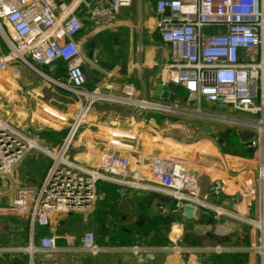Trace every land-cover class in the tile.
I'll return each instance as SVG.
<instances>
[{"label": "built area", "instance_id": "2783aa9c", "mask_svg": "<svg viewBox=\"0 0 264 264\" xmlns=\"http://www.w3.org/2000/svg\"><path fill=\"white\" fill-rule=\"evenodd\" d=\"M134 6L135 0H0V34L6 45V49L0 46V74H14L23 66L45 76L41 67H55L62 62L66 77L54 81L71 91L78 105L72 118L54 123L66 129L62 141L51 149L39 145L0 114V176L14 173L32 147L41 149L50 158L40 186L21 185L13 202L28 220V242L14 248L27 256L28 264H35L38 252L60 249L53 233L36 239L37 229L49 226L55 213L92 210L99 180L169 196L175 211L183 212L189 204L201 215L234 216L262 230L257 223L264 218V0H155L152 16L148 18L149 30L158 34L169 51L158 69L161 83H176L199 101L259 114L257 119L242 122L255 132L247 140L248 147L253 149L255 184H250L246 195L257 196L262 218L247 219L217 201H208L201 194L197 174L183 158L185 151L176 147L171 148V153H155L151 157L150 177L139 171L131 172L129 157L120 149L102 153L94 166L72 159L77 135L94 104L101 99L134 104L143 109V114L176 109V105L167 101L137 97L136 85L130 78L120 96L106 93L110 84L93 89L86 86L84 65L90 60L77 39L84 28L80 11L94 25H109L122 9ZM145 20L143 16L138 18L140 25L146 24ZM14 104L12 98L8 99L5 109L12 110ZM142 122L148 124L150 120L143 115ZM113 144L120 145L118 140ZM222 193L223 182L215 180L210 194ZM259 242L252 249L264 260V251L259 250L264 247L263 230ZM81 249L97 253L103 248L96 243L94 233L87 231ZM178 249L197 263L200 252H223L226 248Z\"/></svg>", "mask_w": 264, "mask_h": 264}, {"label": "crops", "instance_id": "0c3cea01", "mask_svg": "<svg viewBox=\"0 0 264 264\" xmlns=\"http://www.w3.org/2000/svg\"><path fill=\"white\" fill-rule=\"evenodd\" d=\"M154 3L155 0H142L141 14L146 19V24L144 25H140L138 21V0H135L133 8L122 9L117 19L109 25H94L85 18V13L80 11L84 28L77 36V39L90 60L84 65L88 88L93 89L97 86L103 87L106 84H110L111 88L107 89L106 93L120 96L122 95V87L128 78L135 83L137 97L139 98H143V80L151 88L157 77L159 66L169 55L168 49L163 45L158 34L151 32L148 28V18L152 16ZM140 27L143 34L141 59L138 56V29ZM153 41L160 43L161 56L158 55L157 46ZM19 71L17 74L12 72L9 74L7 72V74L9 78L16 77L20 80L17 81L18 87L16 89L20 101L11 91L10 85L4 87L0 84L2 88L4 87V93L0 92V97L2 98L0 114L18 128L20 122L17 120L13 121V115H19V113L17 114L19 111L27 114L22 121H27L28 128L32 130V133H28V135L34 138L39 145H43L42 142L46 141L43 136L44 132H60L59 142L51 145L55 147L62 141L66 126L61 128L54 123L60 124L63 118L66 120L72 118L77 111L78 105L75 99L70 104L68 102L69 96L66 99V103H69H67L66 111L51 113V109H53L51 107L40 111L44 109L42 104L47 103L43 100V96H39L41 93L44 94L46 89L43 83L46 77V79L51 80L60 87L54 79L61 81L65 79L64 64L62 63L60 67H51L50 74L45 72V76L23 66L20 67ZM178 92L179 88L177 90V100L175 102L167 101V103L176 105V109L179 110L185 97L179 95ZM10 98L15 101V104L14 108L8 111L5 110V103ZM20 104L22 105L20 106ZM35 110L39 111V113H35ZM138 110V107L134 104L113 101L108 98L97 101L77 135L71 150L72 159L86 166H94L102 153L110 152L112 149H120L129 157V169L131 172L139 171L141 175L150 177L152 176L151 157L155 153H168L170 150L172 151V147H176L185 151L183 152V158L188 160L189 165L197 174L202 195L206 197L210 195L214 181L221 180L223 182L222 194H224L225 198L223 201H217L218 203L244 218H262L259 213L260 206L257 196L246 195L250 184H255L253 154L240 156L219 150L216 153H202L197 157V160L193 161L192 157L188 156L185 148L180 145H168L164 141V139L169 138L175 139V142L187 143L185 139L179 140L172 135L163 133L158 124H156V119L149 112L141 113L140 119L137 120L136 113ZM51 115L55 119L50 118L49 116ZM143 115L149 118L150 122L148 124L142 122ZM247 120L252 119H240V121ZM246 130L253 131V129L248 126L241 130L242 141L247 143L242 137L243 132ZM22 131L26 133L24 130ZM187 137L190 136L187 135ZM114 140H118L120 145L113 144ZM209 142V144L213 145L215 140L212 139ZM246 146L248 147L247 144ZM28 155L29 153L23 160ZM23 160L17 166L16 171L11 174L15 180L11 200L5 207L0 206V264H16L15 260L19 261V264H28L27 256L16 252L14 249L24 246L28 242V220L15 209L13 202L17 189L21 185L40 186L50 161L40 164L38 170H36V166L31 170L29 168H21ZM103 182L116 184L120 195L117 200L110 198L106 194L100 185ZM124 195L130 197L136 203V206L129 208L130 211L128 212L122 211L118 206ZM164 196L166 195L142 188H133L108 180H99L97 184V200L92 210L55 213L51 216L49 226L37 229L36 239L43 234L53 233L57 236L60 249L54 252H38L35 255V264H209V258L212 254H215L214 251L200 252L198 254L199 260L196 263L194 260H189L188 254L181 250L179 251L178 247L212 248L220 246L226 248L222 253H247L260 241L262 230L257 225L234 216H217L214 213H210L206 216H193L183 220L182 216L184 213L175 211L173 204L168 205ZM123 209L126 210L127 206ZM103 216H107L108 221L113 216H119L122 222L125 219L132 220L134 218L135 229L131 226L129 230L125 229L129 237L132 235L134 237H154L164 234V237L170 238L172 244L158 243L138 245L132 248L101 246L103 249L97 253L82 250L81 245L84 233L75 236L71 230L72 225L76 222L82 225L94 224L93 226L96 227L98 225L97 219ZM94 217H97L96 220ZM175 219L178 221H175ZM205 219L209 221L210 219L215 220L216 226L205 224ZM153 221L156 223L155 225H152ZM187 223L197 224L195 226L198 228L199 233L206 234L201 238V243L186 246V244L181 242V230ZM261 223L263 224L264 222ZM146 225L153 226V228L147 231ZM213 230L217 241H213L212 236L214 235L211 234ZM250 243L255 244V246L248 247L245 245ZM249 254V260L245 264H259L260 261L264 264V260L259 254L256 256L252 252Z\"/></svg>", "mask_w": 264, "mask_h": 264}, {"label": "rangeland", "instance_id": "374dc122", "mask_svg": "<svg viewBox=\"0 0 264 264\" xmlns=\"http://www.w3.org/2000/svg\"><path fill=\"white\" fill-rule=\"evenodd\" d=\"M0 46L3 49H6L5 40L3 36L0 34ZM62 63H58L55 66L60 67ZM43 71L50 74V66H43ZM20 67L16 69V73H19ZM44 79V78H43ZM51 79H53L51 77ZM17 81H20L16 77H10L7 74V72H2L0 74V84H2L4 87H7V85L11 86V91L15 96H17L16 89L18 87ZM44 85L46 86V89L44 91V94L41 93L39 97L43 96V100L47 104H42L43 108L40 111L47 110L48 107H51V113L53 112H62L67 110V103L70 104L73 103V100L75 98L74 94L67 90L58 87L55 83H53L49 79H44L43 81ZM88 87V85L86 84ZM4 87L2 88L0 86V92L4 93ZM7 92V91H6ZM70 96V97H69ZM74 96V97H73ZM3 97V96H2ZM70 98L69 101L66 103V99ZM4 98V97H3ZM18 99V96L16 97ZM42 99V98H41ZM2 98L0 97V102ZM19 100V99H18ZM20 101V100H19ZM40 102V101H39ZM41 103V102H40ZM68 103V104H69ZM22 104H20L21 106ZM38 109H40L38 107ZM6 110V109H5ZM19 111V110H18ZM37 110H35V113ZM19 115H13V121H19L20 126L19 129L24 130L27 134L32 133L31 129L27 126V121L23 122L24 116L27 114H23V112H17ZM39 113V111L37 112ZM46 113V112H45ZM149 114H151L156 119V124H158L159 128L162 130L163 133H167L169 135H172L173 137L181 140L185 139L188 141L187 143L182 142H175V139H164L165 142L168 143V145H180L181 147L185 148L187 150L188 156L192 157L193 161L198 159L197 157L200 156V154H205L207 152L216 153L217 151L221 150L222 152H225V147H228V139L227 137H230L231 135H234L235 138L240 137L241 130L245 129L247 126L244 124L240 119H257L259 117V114H251L247 112H239L236 111L228 106H220L215 103H210L205 100H198L197 98L190 96L188 98H185L183 103L181 104V109H175L173 111H149ZM64 115V114H63ZM68 118V116H66ZM226 118V119H225ZM236 119H239L238 121ZM12 121V119H11ZM189 135L190 137H187ZM46 138V141L42 142L43 145L41 146L45 148L51 149V145L59 142L61 133L58 131H54L51 134H44L43 135ZM212 139L215 140L214 144H209V141H212ZM202 141V142H201ZM236 147L241 149H244L241 144L236 143ZM228 153V152H225ZM37 161L43 162H49L50 158L47 156V154L42 151L41 149L37 147H32V149L29 152V155L25 160H23L22 169H31L35 168V166L38 165ZM42 168V167H41ZM7 176V177H6ZM0 177V206H6L9 204L11 200V196L13 193V186L15 184V180L12 177L11 174ZM15 187V186H14ZM96 216V215H93ZM99 216V215H97ZM109 216V215H108ZM112 216V215H111ZM127 216H135V215H127ZM151 216V215H150ZM154 216V215H152ZM156 216H163V215H156ZM97 217H94L96 220ZM119 220L120 217H112L110 220ZM208 219H205V224L214 225L216 226V222L213 219H210V221H206ZM98 221V219H97ZM119 221H117L119 223ZM135 219L127 220L125 219L123 222L120 221L118 228H124L129 230L130 226L135 229L134 222ZM175 221H178L175 219ZM98 225L94 227L91 225H82L78 223H74L71 227V230L73 231V234L75 236H79L82 233H85L87 231H92L95 235L96 243L99 246L105 247V246H120V247H137L138 245H151V244H172L170 238L164 237V234H160V236H138L134 237L133 235L130 236L132 244L131 245H123L125 243V238L119 239L115 237L114 235H111L114 231L113 228L110 227L105 230L100 225V222H97ZM245 224V223H244ZM197 225V224H195ZM194 225V223H187L183 226V229L181 230V242L183 244L187 245H196L201 243V238H203L205 235L203 233H199L198 228ZM259 225V224H258ZM245 226H247L245 224ZM166 228V227H164ZM262 228V227H261ZM212 229V228H211ZM165 230V229H164ZM263 230V229H262ZM264 231V230H263ZM166 233V231H164ZM211 234L214 235V230L211 231ZM213 241H217V238L214 236ZM214 244V243H213ZM260 242H258V245ZM246 246L254 247L255 244H245ZM250 252L245 253L246 254V261L249 260V253H253L255 256L258 254L256 250L252 249L249 250ZM262 252V251H261ZM219 253L222 252H215V254H212L210 256L209 264H216V257H218ZM263 262V261H262ZM223 264H230L227 262H224ZM259 264H262L261 261Z\"/></svg>", "mask_w": 264, "mask_h": 264}, {"label": "water", "instance_id": "95a60500", "mask_svg": "<svg viewBox=\"0 0 264 264\" xmlns=\"http://www.w3.org/2000/svg\"><path fill=\"white\" fill-rule=\"evenodd\" d=\"M138 10H139V18L142 17L141 11H142V0H138ZM153 43L157 46V52L158 55L161 56L160 52V43L153 41ZM143 52V34H142V28L140 27L138 29V56L141 59ZM143 86V99L147 100L149 98H152L154 100H164L168 102H175L177 100V90L178 85L176 83L170 82L168 84H163L160 82L159 77L155 78L154 83L152 84L151 88H149L145 82V80L142 81ZM143 112L142 108H139V110L136 113L137 120L140 119V115ZM255 136L254 131L246 130L243 132L242 137L245 141L249 140L250 138H253ZM225 198L224 194H220L219 196L214 195H208L207 200L214 202V201H223ZM164 199L167 201L168 205H171L172 198L169 196H164ZM119 209H121L124 212L130 211L129 208H134L136 206V203L134 200H132L130 197L123 196L121 199V202L118 204ZM127 206V209L124 210L123 208ZM183 220L196 216L201 217L200 211L195 210L193 211L191 205L187 204L184 207L183 210Z\"/></svg>", "mask_w": 264, "mask_h": 264}, {"label": "trees", "instance_id": "16d2710c", "mask_svg": "<svg viewBox=\"0 0 264 264\" xmlns=\"http://www.w3.org/2000/svg\"><path fill=\"white\" fill-rule=\"evenodd\" d=\"M179 95L184 96L185 98L189 96L188 92H186L184 89H182L181 87L179 88ZM51 134L53 133L52 131H46L44 132V134ZM228 141V147H225V152H228L230 154H235V155H240V156H249L253 154V149L249 148L246 146V142L242 141L241 136L239 138H235L234 135H231L230 137H227ZM236 143H239L242 145V147L244 149L239 150V146L236 147ZM38 165L36 166V170H38L40 164H42V161H37ZM99 182V181H98ZM98 184V183H97ZM101 187L103 188V190L106 192V194L110 197L113 198L114 200H117L120 195L117 191V186L116 184H112V183H108V182H103L100 183ZM107 216H103L100 217V219H98V221L100 222V225L102 226V228H105L108 230L111 228H113V233L111 235H114L115 237L122 239L125 238V243H123V245H131L132 241L131 238L126 234L125 229L124 228H118V225L120 223L119 220H109L106 218ZM113 217H117V216H113ZM126 218V217H124ZM119 221V223L117 222ZM156 223L153 221L152 225H155ZM153 228V226L150 225H146V230L150 231ZM96 240V239H95ZM218 259H216V264H223L224 262L230 263V264H245L246 263V254L245 253H231V252H224V253H219L218 257H216ZM16 264H19V261L15 260ZM27 263V262H26Z\"/></svg>", "mask_w": 264, "mask_h": 264}, {"label": "bare ground", "instance_id": "6f19581e", "mask_svg": "<svg viewBox=\"0 0 264 264\" xmlns=\"http://www.w3.org/2000/svg\"><path fill=\"white\" fill-rule=\"evenodd\" d=\"M50 118H52V119H55V117L53 116V115H51V116H49ZM263 128H264V126H263ZM33 145H35V143L33 142L32 143ZM264 157V156H263ZM261 222H263V221H261ZM261 222H258L257 224H259L261 227H263V229H264V223L262 224ZM259 250L260 251H264V247L263 246H261V247H259Z\"/></svg>", "mask_w": 264, "mask_h": 264}]
</instances>
